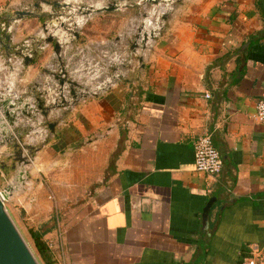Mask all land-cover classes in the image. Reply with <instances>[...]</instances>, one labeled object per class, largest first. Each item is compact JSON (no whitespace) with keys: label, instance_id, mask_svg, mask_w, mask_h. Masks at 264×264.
I'll return each mask as SVG.
<instances>
[{"label":"crops","instance_id":"1","mask_svg":"<svg viewBox=\"0 0 264 264\" xmlns=\"http://www.w3.org/2000/svg\"><path fill=\"white\" fill-rule=\"evenodd\" d=\"M43 1L70 7L54 10ZM138 1L118 0L114 12L85 16L79 7L101 10L115 0H0V23L19 11L37 15L10 23V56L27 42L43 45L13 74L4 63L6 50L0 51V91L9 86L15 98L46 80L50 90L58 88L47 76L57 67L43 25L81 24L78 40H70L61 56L69 77L88 93L50 113L56 133L42 148L88 149L90 140L104 153L97 164L105 173L93 177L83 203L64 213L57 227L50 224L45 240L53 242L55 264H239L254 246L264 251V123L254 119L264 99V4L177 0L136 64L129 61L134 29L145 13L166 6ZM29 126L31 120L19 115L16 128ZM205 136L222 159L217 176L194 168V143ZM136 200L144 201L132 208Z\"/></svg>","mask_w":264,"mask_h":264},{"label":"water","instance_id":"2","mask_svg":"<svg viewBox=\"0 0 264 264\" xmlns=\"http://www.w3.org/2000/svg\"><path fill=\"white\" fill-rule=\"evenodd\" d=\"M118 0H115L113 4L105 7L101 10H95L92 6L86 7L85 9L79 7L77 11L83 13L84 15H89L93 12H114L118 9L116 4ZM177 0H141L136 4L138 6L150 4L153 6L163 5L165 7H160L159 10H155L151 16L150 13L144 14L142 17V23L133 31V42L130 44V51L136 57L139 50L143 55L144 51L148 48L150 43L158 36L161 31L163 22L168 18V11H171V5ZM42 4L51 5L54 10H60L69 8L68 4H61L59 2H49L43 1ZM40 4H35L34 9L38 10ZM37 17L36 13L32 11H19L15 13L14 19L6 20V23H0V34L5 33L3 37H0V51L2 49L6 50V68H10V73L17 71L18 67L28 66L31 64L33 59V53L36 50H41L43 45H32L30 43L24 44L21 48H17L13 57L10 55V36L7 34L9 25L14 20H21L23 18H34ZM42 18H52V15H43ZM158 19L160 29L157 30ZM81 25V24H80ZM78 23L70 22L67 25H56L53 28L48 29L47 25H43V32L46 34L44 40L45 44H53V51L56 57V67L57 69L47 72V76L51 78L56 84L57 89L50 90L49 83L46 80L42 85H38L31 90L30 94H26L22 97H14L9 94V86L0 91V129L3 139L0 145H10L12 144L13 154L12 160L14 162L13 169H15V164L27 166L30 163V157L35 151L34 146H32L30 137H37L41 133H33L30 136L32 126H29L24 131H19L16 128L17 118L19 115L26 117L29 120L35 119V114L37 112L44 120V125L50 135L55 136V128L57 127V122L50 121L49 115L51 112L70 107L75 105L80 99L85 98L87 93L84 88L80 86L78 80H72L69 77L68 72L64 68L62 60V48L66 46L70 40H78L77 28L80 27ZM59 30L63 31L65 36L59 34ZM6 42V44L4 43ZM29 53V54H28ZM139 63L142 62V57L137 56ZM79 90V92H77ZM69 95V100H67ZM57 99L56 102L52 103L53 99ZM40 137V136H39ZM28 176V175H27ZM6 190H4L5 192ZM5 195V194H4ZM214 199H210L205 205L201 214V223L203 230L208 227V217L210 209L214 203ZM0 264H39L23 237L19 233L14 222L10 218L3 200L0 197Z\"/></svg>","mask_w":264,"mask_h":264},{"label":"rangeland","instance_id":"3","mask_svg":"<svg viewBox=\"0 0 264 264\" xmlns=\"http://www.w3.org/2000/svg\"><path fill=\"white\" fill-rule=\"evenodd\" d=\"M134 63L138 64L136 57ZM1 131L0 143L3 139ZM47 133L49 137L43 143L44 136L42 138L41 134V141L32 145L37 151L30 157L27 166L16 163L13 169L12 144L0 145V189L10 193L4 204L5 209L39 264L42 263L29 230H38L48 221L44 228H50V224L57 227L64 213L91 195L96 184L92 182L93 177L105 173L104 168L97 164L104 153L93 149V145L89 146L94 142H87L88 149L45 153L46 147H42L50 140ZM35 198L38 200L37 208Z\"/></svg>","mask_w":264,"mask_h":264},{"label":"built area","instance_id":"4","mask_svg":"<svg viewBox=\"0 0 264 264\" xmlns=\"http://www.w3.org/2000/svg\"><path fill=\"white\" fill-rule=\"evenodd\" d=\"M157 22V30L160 29L158 24L159 20L155 19ZM29 54V53H28ZM115 62L118 58H114ZM133 59H129V61H133ZM57 99H53V102H56ZM35 114V119L31 120V125L34 127V131H38L42 134V138L44 136V140L48 137L46 126L44 125L45 120L37 113ZM254 119L259 123H264V99L259 100L255 105V114ZM41 138V137H40ZM194 168L197 172L206 174L208 176H217L222 169V159L219 152L215 149L211 137L205 136L197 139L194 143ZM4 190L0 189V197L3 200L4 204L7 201L4 198ZM144 200H136L131 202L132 208H139ZM62 234L60 231H57V238L61 240ZM47 247L51 250L54 248L52 241H46ZM239 264H264V251L257 246H254L248 252V255L242 259Z\"/></svg>","mask_w":264,"mask_h":264},{"label":"trees","instance_id":"5","mask_svg":"<svg viewBox=\"0 0 264 264\" xmlns=\"http://www.w3.org/2000/svg\"><path fill=\"white\" fill-rule=\"evenodd\" d=\"M257 2V8L261 7V4H264V0H256ZM5 170V169H4ZM52 221V219H51ZM49 221L40 227L38 230H29L30 236L33 240V244L38 256L39 261L42 264H55L54 258L52 255L51 250L46 245L45 236L46 234L53 229V227L50 228H44L47 226ZM44 228V230H43Z\"/></svg>","mask_w":264,"mask_h":264},{"label":"bare ground","instance_id":"6","mask_svg":"<svg viewBox=\"0 0 264 264\" xmlns=\"http://www.w3.org/2000/svg\"><path fill=\"white\" fill-rule=\"evenodd\" d=\"M9 195H10L9 191H8V190H7V191H5L4 198H5V199H7V198L9 197Z\"/></svg>","mask_w":264,"mask_h":264}]
</instances>
